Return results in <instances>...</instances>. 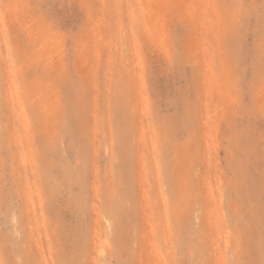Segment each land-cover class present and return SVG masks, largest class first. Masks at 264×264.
I'll return each instance as SVG.
<instances>
[{"label": "rangeland", "instance_id": "374dc122", "mask_svg": "<svg viewBox=\"0 0 264 264\" xmlns=\"http://www.w3.org/2000/svg\"><path fill=\"white\" fill-rule=\"evenodd\" d=\"M0 264H264V0H0Z\"/></svg>", "mask_w": 264, "mask_h": 264}, {"label": "bare ground", "instance_id": "6f19581e", "mask_svg": "<svg viewBox=\"0 0 264 264\" xmlns=\"http://www.w3.org/2000/svg\"><path fill=\"white\" fill-rule=\"evenodd\" d=\"M27 210V209H26ZM29 212V211H28ZM32 212V211H31ZM29 214V213H28ZM29 219V218H28ZM210 226V225H209ZM163 227V226H162ZM211 227V226H210ZM164 228V227H163ZM163 230V229H162ZM164 232V231H163ZM162 235V234H161ZM164 236V235H163ZM208 236V235H207ZM161 239H162V237H161ZM164 240V239H163ZM163 242H165V241H163ZM228 242V241H227ZM228 244V243H227ZM226 244V245H227ZM166 246V245H165ZM207 256V255H206ZM205 260H206V258H205Z\"/></svg>", "mask_w": 264, "mask_h": 264}]
</instances>
